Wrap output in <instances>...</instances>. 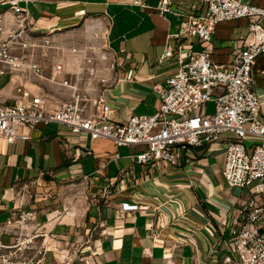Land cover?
I'll use <instances>...</instances> for the list:
<instances>
[{
	"label": "crops",
	"instance_id": "1",
	"mask_svg": "<svg viewBox=\"0 0 264 264\" xmlns=\"http://www.w3.org/2000/svg\"><path fill=\"white\" fill-rule=\"evenodd\" d=\"M136 1L27 3L41 28L58 29L75 14L106 18L114 59L105 94L115 121L153 114L159 106L155 86L166 83L189 45L201 48L194 37L178 34L183 21L205 10V1L167 0V10H161V0ZM244 1L264 8V0ZM247 32L244 18L219 23L211 58L229 61ZM254 65L263 69L264 55ZM18 80L14 74L0 76L1 101H13ZM33 80L22 82L48 96ZM259 82L255 79L254 89L263 116L264 76ZM51 90L54 95L69 94L64 86ZM231 138L234 135L225 132L218 141L181 150L173 167L138 163L136 154L143 145L74 135L54 123L35 127L29 140L7 144L0 139V222L18 208L33 210L35 218L25 232H38L35 246L49 248L44 264H83L82 258L92 264H230L228 239L240 226L239 204L248 195L247 189L230 187L221 176L225 142ZM87 149L90 154L84 153ZM122 202L140 207L118 213ZM14 231L11 228L2 241L9 243Z\"/></svg>",
	"mask_w": 264,
	"mask_h": 264
},
{
	"label": "built area",
	"instance_id": "2",
	"mask_svg": "<svg viewBox=\"0 0 264 264\" xmlns=\"http://www.w3.org/2000/svg\"><path fill=\"white\" fill-rule=\"evenodd\" d=\"M200 1H205V10L183 21L178 35L194 37L201 48L189 45L166 83L155 86L159 106L153 114H131L125 121H115L105 94L107 71L114 59L106 39V18H101L105 24L104 47L111 60L99 72L88 70L89 79L97 78L101 88L84 101L78 92V79L72 82L64 75L66 65L80 56V50L56 42L54 28L36 26L27 7L29 0H2L0 76L14 74L21 81L15 85L11 103L0 100V139L7 144L29 140L35 127L54 123L74 135L109 139L117 145H143L144 149L136 154L138 163L173 167L179 164L181 150L218 141L223 133L231 132L234 138L225 142L221 176L228 186L247 189L248 195L239 204L240 226L228 239L227 260L230 264H264V115L262 100L254 89L253 71L256 60L264 55V8L244 0ZM167 3L161 0V10L168 9L164 6ZM242 18L248 20L242 45L229 61L215 62L211 54L216 26ZM168 53L166 50L164 55ZM47 59L53 61L49 76L44 70ZM30 79L64 86L69 98L51 103L46 95L22 82ZM208 102L214 105L211 112L206 109ZM139 207L122 202L117 212ZM34 218L33 210L18 208L14 216L0 222V264H44L49 248L42 243L35 246L38 232H25ZM11 228L15 231L11 241L5 243L1 237L10 234ZM81 261L92 264L86 258Z\"/></svg>",
	"mask_w": 264,
	"mask_h": 264
},
{
	"label": "rangeland",
	"instance_id": "3",
	"mask_svg": "<svg viewBox=\"0 0 264 264\" xmlns=\"http://www.w3.org/2000/svg\"><path fill=\"white\" fill-rule=\"evenodd\" d=\"M104 27V22L97 16L75 14L72 18H68L66 22L60 23L59 28L52 33L56 42L69 46L75 45L80 50V56L76 60L72 58L66 65L64 75L72 78V82H74L75 78L78 79V92L84 98V101H86L85 99L90 100L93 98L101 88V83L97 78L89 79L88 70L94 68L99 72L104 67H107L111 60L107 58L106 47H104L106 44ZM69 57L71 58L72 56ZM52 64L53 61L51 59L46 60L44 66L46 76H49ZM253 71L256 84H258L261 76H264V68L260 70L259 67L256 68L254 65ZM33 81L40 83L45 88L48 93V100L51 103L65 101L69 98V96L66 97V95L61 94L60 91L56 95L51 94L53 93L51 88L54 87L52 83L48 85V83H43L44 81H41L42 83L39 82L40 80L38 79ZM213 106V102H208L206 105L207 112H211Z\"/></svg>",
	"mask_w": 264,
	"mask_h": 264
}]
</instances>
